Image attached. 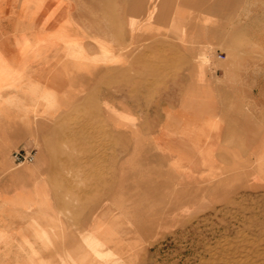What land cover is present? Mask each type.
<instances>
[{
	"label": "rangeland",
	"instance_id": "obj_1",
	"mask_svg": "<svg viewBox=\"0 0 264 264\" xmlns=\"http://www.w3.org/2000/svg\"><path fill=\"white\" fill-rule=\"evenodd\" d=\"M202 5L208 4L182 0L19 1L18 41L25 42L26 32L34 30L39 41L55 39L64 44L67 71L72 70L68 65L74 60L82 64V129L74 131L67 126L61 143L64 147H56V153L59 149L66 155L81 156L83 161L76 169L99 176H105L106 156L114 155L110 170L114 172L115 194L107 203L111 209L81 212L83 220H91L99 234L96 242L85 241L87 252L72 264H264V0L244 4L248 16L253 9L251 19H246L251 34L231 35L226 40L223 50L231 64L226 72L234 75L236 83H229L232 86L220 99L207 100L202 97V83L195 82L188 99L196 112L207 105L223 108L210 132L217 133V123H226L231 114L236 116L237 124L227 131L220 146L209 148V153L220 154L221 160L211 164L214 173L208 182L189 186L185 179L175 178L174 170L157 161V149L148 141L156 124L170 117L173 105L168 79L182 69L170 61L172 52L160 45L171 41L169 37L174 42L180 40L186 31H193V41L199 44L196 34L203 29V20L194 16L201 14ZM48 15L58 27L54 35L43 31L47 27L43 19H35ZM139 44H145L147 50L144 65L137 66L133 58ZM242 47L247 51L240 57L236 53ZM213 54L217 56L216 50L210 52L207 47L196 54V64L205 67L196 66L195 74L208 67L219 68ZM240 60L247 62L245 66L235 65ZM127 86L128 96L122 94V87ZM178 86L180 90L184 85ZM228 97L231 104L225 103ZM40 98L33 92L29 101L36 106ZM45 101L51 103V97ZM121 101L129 102L131 110L140 108L145 113V131H133L124 139L108 132L109 112L116 113ZM90 112H97V126H90ZM233 131L238 132L236 141ZM122 140L128 148L117 147ZM123 155L129 157L124 165ZM122 168L129 172L124 194L120 193L122 180L117 178ZM158 187L162 192L177 193H151ZM97 198L100 206L105 197ZM68 214L73 217V212ZM105 230H109L107 237L101 234Z\"/></svg>",
	"mask_w": 264,
	"mask_h": 264
},
{
	"label": "crops",
	"instance_id": "obj_2",
	"mask_svg": "<svg viewBox=\"0 0 264 264\" xmlns=\"http://www.w3.org/2000/svg\"><path fill=\"white\" fill-rule=\"evenodd\" d=\"M19 1L0 0V264H72L71 261L76 263L82 258V252H87L85 241L96 242L99 234L97 226L87 218L83 220L81 212L111 209L107 203L115 194L114 172L110 170L114 155L106 156L105 176H99L93 171L76 169L77 164L83 161L81 156L66 155L59 149L56 153V147H64L61 143L65 141L67 126L69 130L82 129V64L74 60L68 65L72 70L67 71L64 44L55 39L39 41L34 30L26 32L25 42H19ZM182 1L208 4L202 5L201 14L194 16L203 20H200L203 29L199 35L196 34L199 44L193 41L194 32L186 31L180 40L174 42L175 39L169 37L171 41L160 45L172 52L170 61L182 69L168 79L173 105L170 117L156 124L148 141L157 149V161L174 170L175 178L185 179L192 186L195 182H208L213 172L211 164L221 160V155L211 150L209 153V148L220 146L227 131L231 132L233 125L237 124L236 116L231 114L226 123H217V133L210 132L213 120L218 118L223 108L207 105L201 112L194 111L188 105V99L193 95V84L202 83V97L207 100L220 99L222 93L230 89L232 85L229 83L234 82V75L226 72V67L231 64L227 62L228 52L223 49L227 48L228 36L239 34L247 37L251 34L246 19H251L253 9L249 10V16L244 10V4L249 0ZM198 9L199 6L195 5V12ZM49 18L48 15L35 19H43L42 23L47 24L43 31L54 35L58 27ZM203 47L210 52L216 50L217 56L213 54V59L219 68L208 67L204 73L195 74L194 68L203 65L196 64L195 59ZM155 49L153 45V51ZM146 50L145 44H139L133 65H144ZM246 51L242 47L236 54L243 57ZM223 54L225 57L220 58L219 55ZM122 56L124 59L126 52ZM246 63L240 60L235 65L245 66ZM178 84L184 85L183 88L179 90ZM122 89V94L128 96L129 86ZM33 92L42 96L36 106L29 101ZM46 97H51V103L45 101ZM225 103L231 104V98L228 97ZM116 107L117 112L112 110L110 118L107 117L108 132L112 136L116 132L124 139L133 131H145L142 122L145 113L140 108L131 110L127 101H121ZM89 120L91 127L97 126V112H90ZM236 133H233L234 141ZM33 147L38 148L36 161L17 166L13 153ZM117 147L124 149L129 145L122 140ZM128 158L123 155V165L129 161ZM117 178L122 180L120 193L124 194L129 187V172L123 169ZM151 193L175 194L177 191L163 189L162 192L159 188ZM98 195L105 197L100 203L106 206H99ZM67 211L73 212V217L67 215ZM108 231L101 232L102 236L107 237Z\"/></svg>",
	"mask_w": 264,
	"mask_h": 264
},
{
	"label": "built area",
	"instance_id": "obj_3",
	"mask_svg": "<svg viewBox=\"0 0 264 264\" xmlns=\"http://www.w3.org/2000/svg\"><path fill=\"white\" fill-rule=\"evenodd\" d=\"M220 58H224L225 55H219ZM37 148H22L13 153L12 157L17 166H23L26 164H32L37 159Z\"/></svg>",
	"mask_w": 264,
	"mask_h": 264
}]
</instances>
